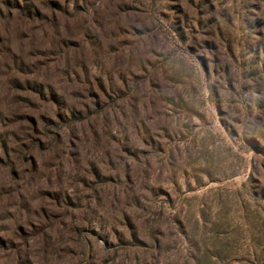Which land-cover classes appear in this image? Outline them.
Here are the masks:
<instances>
[{
  "label": "rangeland",
  "instance_id": "obj_1",
  "mask_svg": "<svg viewBox=\"0 0 264 264\" xmlns=\"http://www.w3.org/2000/svg\"><path fill=\"white\" fill-rule=\"evenodd\" d=\"M0 264H264V0H0Z\"/></svg>",
  "mask_w": 264,
  "mask_h": 264
}]
</instances>
